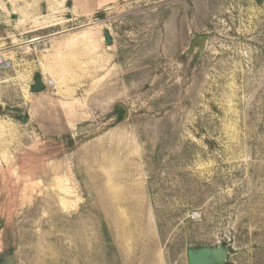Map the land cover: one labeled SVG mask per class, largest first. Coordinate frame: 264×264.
I'll return each instance as SVG.
<instances>
[{
    "label": "rangeland",
    "instance_id": "1",
    "mask_svg": "<svg viewBox=\"0 0 264 264\" xmlns=\"http://www.w3.org/2000/svg\"><path fill=\"white\" fill-rule=\"evenodd\" d=\"M0 58V261L264 264V0H0Z\"/></svg>",
    "mask_w": 264,
    "mask_h": 264
},
{
    "label": "water",
    "instance_id": "2",
    "mask_svg": "<svg viewBox=\"0 0 264 264\" xmlns=\"http://www.w3.org/2000/svg\"><path fill=\"white\" fill-rule=\"evenodd\" d=\"M105 37L107 39L108 45L112 44L113 40L111 38V35L108 31H105ZM210 39L209 34H202L196 36L190 45V49L188 54L193 52H198L199 54H202L207 46ZM45 84L43 82V79L41 77H37L34 85H33V92L38 93L45 90ZM117 107L121 109L124 113V119L127 118L129 112L128 108L125 104L122 102H119L117 104ZM25 120H28V116H25ZM207 254L205 252H202L199 256H195V253L193 251L189 252V262L190 264H206ZM0 264H16L14 257L10 253H5L2 255V260L0 261Z\"/></svg>",
    "mask_w": 264,
    "mask_h": 264
},
{
    "label": "built area",
    "instance_id": "3",
    "mask_svg": "<svg viewBox=\"0 0 264 264\" xmlns=\"http://www.w3.org/2000/svg\"><path fill=\"white\" fill-rule=\"evenodd\" d=\"M0 64L3 67H7L6 60H4L3 58H0ZM43 82L45 84V87H52V85H53V81L51 79H44Z\"/></svg>",
    "mask_w": 264,
    "mask_h": 264
},
{
    "label": "trees",
    "instance_id": "4",
    "mask_svg": "<svg viewBox=\"0 0 264 264\" xmlns=\"http://www.w3.org/2000/svg\"><path fill=\"white\" fill-rule=\"evenodd\" d=\"M121 118V117H120Z\"/></svg>",
    "mask_w": 264,
    "mask_h": 264
}]
</instances>
